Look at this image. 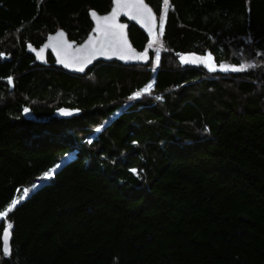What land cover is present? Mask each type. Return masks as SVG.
Returning <instances> with one entry per match:
<instances>
[{
    "label": "trees",
    "instance_id": "obj_1",
    "mask_svg": "<svg viewBox=\"0 0 264 264\" xmlns=\"http://www.w3.org/2000/svg\"><path fill=\"white\" fill-rule=\"evenodd\" d=\"M144 1L159 62L77 78L26 50L110 0H0V264H264V0Z\"/></svg>",
    "mask_w": 264,
    "mask_h": 264
},
{
    "label": "water",
    "instance_id": "obj_2",
    "mask_svg": "<svg viewBox=\"0 0 264 264\" xmlns=\"http://www.w3.org/2000/svg\"><path fill=\"white\" fill-rule=\"evenodd\" d=\"M96 14V13H95ZM108 17L107 20L103 19ZM92 29L83 42L76 45L67 39L63 31H56L47 36L38 48H27V53L32 55L39 65L45 63L47 55L54 59V66L68 73L81 74L86 69L97 63L117 62L124 66L147 64L146 54L139 55L129 40L127 30L129 25L136 26L146 36L152 35L157 28V19L152 9L143 0H111L108 14L93 16L90 14ZM124 21V22H122ZM62 33V35H58ZM188 65H202L200 58L192 55L183 56ZM64 112H59L56 117L65 118ZM1 250L4 255L10 253V232L5 228L1 235Z\"/></svg>",
    "mask_w": 264,
    "mask_h": 264
},
{
    "label": "rangeland",
    "instance_id": "obj_3",
    "mask_svg": "<svg viewBox=\"0 0 264 264\" xmlns=\"http://www.w3.org/2000/svg\"><path fill=\"white\" fill-rule=\"evenodd\" d=\"M163 14H164V12H163ZM159 23V22H158ZM161 23H162V20H161V22L159 23V24H157V28H156V31L152 34V35H150V38H149V42H148V45H147V50H149L152 54H153V56H155L156 58L159 56V51H160V49H161V39H160V34H161V27H162V25H161ZM58 31H63V30H58ZM64 32V31H63ZM65 33V32H64ZM53 34V33H52ZM66 34V33H65ZM51 35V34H50ZM49 36V35H48ZM67 36V35H66ZM67 39H68V37H67ZM69 40V39H68ZM85 40V39H84ZM83 40V41H84ZM82 41V42H83ZM72 42H74V41H72ZM75 43V42H74ZM81 43V42H80ZM79 43V44H80ZM76 44V43H75ZM76 45H78V44H76ZM147 56V55H146ZM190 56V55H189ZM192 56H195V55H192ZM195 57H197V58H200L201 59V61H202V65H190V66H196V67H202V66H204L208 71H225V73H227V72H229V70H232L233 68H231V67H228V66H226V65H224V66H220V68H216L217 66L216 65H214V62L212 61V59H211V57L210 56H208V55H206V56H203V57H199V56H195ZM182 62V61H181ZM182 63H184V62H182ZM186 65H188V64H186ZM224 69H227V70H224Z\"/></svg>",
    "mask_w": 264,
    "mask_h": 264
},
{
    "label": "bare ground",
    "instance_id": "obj_4",
    "mask_svg": "<svg viewBox=\"0 0 264 264\" xmlns=\"http://www.w3.org/2000/svg\"><path fill=\"white\" fill-rule=\"evenodd\" d=\"M110 2H111V0H110ZM164 5H166V2H164ZM149 6V5H148ZM150 7V6H149ZM111 8V7H110ZM151 8V7H150ZM110 10V9H109ZM153 11V10H152ZM154 12V11H153ZM91 13H93V12H91ZM91 13H89V14H91ZM94 13H96V12H94ZM109 13V11L107 12V13H104V14H108ZM96 14H98V13H96ZM155 14V13H154ZM98 15H103V14H98ZM156 16V15H155ZM156 19H157V17H156ZM89 21L91 22V19H90V15H89ZM122 22H124V21H122ZM157 24H158V19H157ZM131 26H134V25H132V24H130L129 25V28L131 27ZM134 27H136V26H134ZM128 28V29H129ZM137 28V27H136ZM91 29H92V24H91ZM138 29V28H137ZM139 30V29H138ZM161 30H162V27H161ZM140 31V30H139ZM90 32H91V30H90ZM89 32V33H90ZM143 35H145L142 31H140ZM55 33V32H54ZM88 33V34H89ZM127 33H128V30H127ZM88 36V35H87ZM86 36V37H87ZM146 36V35H145ZM148 38H150V36H147ZM46 40V39H45ZM128 40H129V37H128ZM70 41V40H69ZM129 42H130V40H129ZM131 44V43H130ZM131 46H132V44H131ZM32 48V47H31ZM132 48H133V46H132ZM136 52H138V54L139 55H142V54H146L147 55V51L145 52H142V53H140L139 51H137L135 48H133ZM34 58V57H33ZM47 59H51L52 61H54V59H53V57L49 54V55H47L46 56V59H45V62H46V60ZM147 59H148V55H147ZM35 60V59H34ZM148 62H149V59H148ZM55 63V62H54ZM54 63H53V66H54ZM97 63H104V62H100V61H98ZM96 62L95 63H93V65H91V66H89L87 69H86V71L83 73V75H81V74H77V73H75V74H72L71 73V75L72 76H74V77H77V78H80V77H84L85 76V74L90 70V69H92L93 68V66H94V64H97ZM110 63H113V62H110ZM114 63H117V62H114ZM104 64H107V63H104ZM118 64H120V63H118ZM42 65H45V63L44 64H42ZM120 65H122V64H120ZM136 65H141V64H136ZM122 66H124V65H122ZM55 67V66H54ZM56 68V67H55ZM58 69H60V68H58ZM62 70V69H61ZM62 71H64V70H62ZM64 72H67V71H64ZM68 73V72H67ZM70 74V73H69ZM59 112H64L65 113V118L68 116V114H69V112L68 111H61V110H58V111H55L51 116L53 117V118H59V117H56V115L59 113ZM5 228H8V227H5ZM4 228V229H5ZM3 229V230H4ZM9 229V228H8ZM3 232V231H2ZM9 232H10V230H9ZM2 235V234H1ZM1 245H2V243H1ZM2 251V250H1ZM3 254V253H2ZM4 255V254H3ZM4 256H7V255H4Z\"/></svg>",
    "mask_w": 264,
    "mask_h": 264
},
{
    "label": "snow or ice",
    "instance_id": "obj_5",
    "mask_svg": "<svg viewBox=\"0 0 264 264\" xmlns=\"http://www.w3.org/2000/svg\"><path fill=\"white\" fill-rule=\"evenodd\" d=\"M138 3L139 4H143V0H138ZM93 16H95L96 14L93 12V13H91ZM103 19H105V20H107L108 19V17H104ZM58 35H62V33H59ZM2 55L3 54H0V57H2ZM181 60H182V62H184V63H187V61L186 60H184V58H181ZM156 62L158 63L159 62V57H157L156 58ZM243 67L244 66H241V69H239V70H243ZM224 70H227V69H224ZM232 70H238V69H235V68H233ZM10 79V81H11V78H9ZM150 87V86H149ZM144 91H147V89H145ZM140 93H137V95H139ZM157 99H159V97L157 98ZM25 111H27V109H25ZM97 131H100V129L98 128L97 129ZM89 142H91V141H89ZM133 171H135V170H133ZM51 175H52V170H50L48 173H45L44 174V178H51ZM17 203V201L16 200H13L12 201V204L13 205H15ZM0 215H3V213H0Z\"/></svg>",
    "mask_w": 264,
    "mask_h": 264
}]
</instances>
